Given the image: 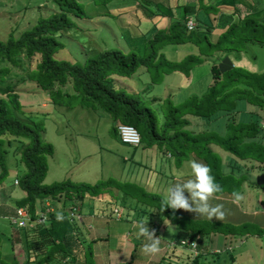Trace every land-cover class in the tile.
I'll return each instance as SVG.
<instances>
[{
  "label": "trees",
  "instance_id": "16d2710c",
  "mask_svg": "<svg viewBox=\"0 0 264 264\" xmlns=\"http://www.w3.org/2000/svg\"><path fill=\"white\" fill-rule=\"evenodd\" d=\"M90 1L104 3L108 0ZM170 1L176 2L171 4ZM239 1L243 3L242 0H224L228 5L222 0L210 3L196 0L195 5L194 2L181 4L178 0H142L138 6L143 10V16L146 14L150 20L149 26L142 32L145 38L143 43L128 51L118 47L105 48L89 55L83 62L54 56L56 50L64 48L59 32L74 27L75 18L90 16L82 0H52L57 10L40 15L33 25L17 36L11 30L5 40L0 39V184L7 173L4 144L10 143L11 138L17 142L15 148L20 147V151L14 148L11 153L20 156L19 160L26 167V171L17 179L18 188L24 192V196L14 201V209L3 213L8 216L16 207L25 206L33 218L45 210L46 201H50L54 208L47 214L45 223L36 227H17L9 237L0 235V264H71L77 260L81 251L77 246L78 234L74 232L76 221L70 222L64 217L63 208L74 199L82 206L86 194L97 196L102 190L113 186L112 179L95 184L69 179L50 184L43 182L48 170L47 156L52 154L53 146L43 138L40 119H30V115H25L24 119L21 117L24 111L19 93L13 84L6 81L15 75L21 76V81H34L42 91L47 92L50 102L54 104H82L92 109L106 110L109 117L118 123L137 128L141 143L168 152L177 164L192 155L204 160L215 182L221 186L215 195L238 193L245 182L257 188V184L248 180V172L242 169L246 165L250 171H264V128L259 119H239L237 105L245 99L258 107L264 106V71H249L229 62L222 70L213 65V81L201 96H191L179 104H174L169 97L150 99V105L162 101L161 121L156 111L140 99L139 94L117 87L111 77L130 76L139 66H143L152 75V81L156 82L163 73L180 71L188 75L194 66L217 53H222L223 58L227 56L233 62L230 58L233 52L248 43L264 44V20H258L249 13L241 17L236 4ZM171 6L175 8L174 15L166 11ZM161 18L165 20L164 25L158 26ZM188 19L194 22L190 30L187 29ZM140 24L137 26L140 27ZM184 43L194 44L196 51L180 61L170 60L160 51L163 45ZM234 55L237 59L238 55ZM13 70L21 72L13 73ZM216 115L226 120L221 131L196 124L190 126L192 116ZM114 131L117 132L116 127ZM219 148L232 156L226 165V172L222 171L224 163ZM258 187L264 192V183ZM261 204L264 206V198ZM160 209L173 210L165 207V203ZM57 213L63 219L58 220ZM191 221H199L196 224L198 227L179 226L185 236L197 242V256L189 253L191 264H202L198 257L203 254V248L206 249V245L203 247L201 243V238L206 235H227L236 230V234H243L241 238L244 239L247 235L264 233L263 227H258L257 232L249 230L251 226H256L252 222L234 225L211 220H205L208 223L204 224V219ZM5 240L11 245L23 241L25 259L14 253L3 255L1 246ZM229 257L232 259V255Z\"/></svg>",
  "mask_w": 264,
  "mask_h": 264
},
{
  "label": "rangeland",
  "instance_id": "374dc122",
  "mask_svg": "<svg viewBox=\"0 0 264 264\" xmlns=\"http://www.w3.org/2000/svg\"><path fill=\"white\" fill-rule=\"evenodd\" d=\"M82 1L90 16L75 18L74 27L62 29L59 32V39L64 43V48L56 50L54 53L56 58L83 62L89 55L105 48L118 47L128 51L141 45L145 40L142 32L146 30L148 25L145 22L150 20L146 14L143 16V10L138 6L142 0H108L104 3H95L90 0ZM180 1L178 0V2ZM186 1L194 2L197 5L196 0ZM207 1L210 3L216 0ZM251 1L255 3V7H264V0ZM175 2L170 1L171 4ZM222 2L228 4L224 0ZM242 2L247 5V8L239 5L238 10H240L241 17L248 13V8L253 9V5L248 6L251 4L249 0H242ZM55 10L57 7L52 0H0V39L5 40L11 30H14L13 34L17 36L22 30L33 25L40 15H48ZM166 11L173 15L176 14L172 6ZM251 16L262 20L264 12ZM139 20H142L140 27L137 26ZM160 51L164 53L166 58L180 61L187 54L195 52L196 46L192 43L166 44L160 48ZM235 53L238 55L237 59ZM218 55V57H222V53ZM231 56L233 62L228 60L227 56L218 61L215 57H207L203 63L194 66L188 75L180 71L163 73L156 82L152 81V75L143 66H139L137 71L130 76L112 75L111 77L117 87L129 93L139 94L140 99L145 100L146 104L150 105V99L153 97L161 99L169 97L174 104H179L186 98L201 96L207 91L213 81L212 68L214 66H219L222 70L226 68L225 65L229 62L230 65L234 63L249 71H264V44L248 43L233 52ZM20 72V70H13V73ZM6 81L13 84L15 91L19 93L24 111L21 117L24 119L26 118L25 115H30V119H40L43 124V138L53 146L52 154L47 156L48 170L43 180L44 183L50 184L69 179L75 182L95 184L107 179L113 180V186L104 189L105 191L102 190L97 196L86 194L82 202L83 210H87L88 207L92 208L91 205L93 204L104 205L102 207H104L103 210L107 215L106 220L113 224L112 234L110 233L108 238L103 240L105 244L104 242L95 244L94 242L90 243L89 240L86 241L83 252L76 263L97 264L96 256L99 255L102 259L109 257L110 264H148L147 258L150 254H146L143 249V245L147 241L144 237L138 236L137 227L134 228L138 222H143L148 230L152 231L153 235L159 239V251L153 256L157 258L158 264H191L188 249L170 246L169 244L172 241L177 242L183 238H188L179 226L183 228L185 226L198 227L196 224L199 221H191L192 219L178 214L174 209L171 211L159 209L155 203L148 201L150 198L146 196L145 191L151 193L152 188L144 187L149 183V179L156 174L155 170H158L154 168L153 161H151V159L154 160V157L151 158L148 155L145 159L144 152L140 158L135 155L134 160H139L140 163L137 166L141 167L144 176L148 177L142 182L137 172L129 171V168L135 166L129 158L133 148L119 141L117 132L114 131L118 121L110 118L106 110L101 108L92 109L82 104L72 106L54 104L50 102L47 92L42 91L34 81L29 79L21 81L19 75L8 78ZM161 102L157 101L150 105L156 111L159 121L162 120ZM237 116L241 120L259 119L264 128V106L258 107L245 99L240 100L237 105ZM190 122L191 127L196 124L203 128L221 131L226 120L217 115L212 117L192 116ZM16 146L17 142L12 138L10 143L4 144L5 150H7L5 157L7 173L2 184H0V235L3 237H9L17 230V227L11 225L9 215L4 213L14 209L16 193L23 195V191L18 188L16 182L26 171V167L21 159L19 160L20 156L11 153ZM15 149L20 151V147ZM219 149L222 151L224 163L222 165L224 170L222 171L226 172L228 170L226 165L230 163L232 156L223 149ZM160 158L162 159L160 170L164 174L160 178L163 181L168 179L166 176L171 173L179 175L183 172H190L189 161L192 159L184 160L180 167L168 159L166 165L168 170V165L171 164L168 171L167 169L164 170L167 158H164L162 154ZM245 166L242 171L248 172V180H252L258 186L264 183V171L261 169L250 171ZM234 172L236 173V171ZM258 186L255 189L254 185L244 183L242 191L247 192L248 200L246 198L242 202L237 201L241 209H245L254 203V196H258L260 191ZM137 200L140 203L144 202V207L139 204L133 211L134 213L127 216L128 208L124 206V201L135 202ZM258 207L261 208V206ZM114 208L123 213L122 219L117 220L115 218ZM94 212H96V208H94ZM205 220L202 223H208ZM133 223L135 224L133 225ZM254 224L256 226H251L249 230L257 232L258 227L264 228L263 221ZM242 236L244 235L236 234V230L227 235L217 233L204 236L201 238V243L203 247L206 245V249L203 248V254H199L198 261H202V264H264V233L247 235L244 239L241 238ZM125 240L128 241L126 248L119 247L121 241L124 242ZM141 241L143 242L141 243ZM4 243L2 245L3 255L14 253L23 260L25 259L23 241L14 243L11 247L9 243H6V240ZM96 250L101 251V253L97 254ZM120 250L124 251L118 253ZM229 255H232V259ZM149 260H153L152 257Z\"/></svg>",
  "mask_w": 264,
  "mask_h": 264
},
{
  "label": "crops",
  "instance_id": "0c3cea01",
  "mask_svg": "<svg viewBox=\"0 0 264 264\" xmlns=\"http://www.w3.org/2000/svg\"><path fill=\"white\" fill-rule=\"evenodd\" d=\"M180 2H181V4H183V3H186L187 1L186 0H182ZM249 2L251 4L248 5V6L253 5V9H249V8L247 9L248 13L250 15H252V14L256 15V14H259V12L260 13L264 12V7H262V6L255 7V5H254L255 3H253L251 0H249ZM237 5H238V7H239V5H242L243 8H247L246 7L247 5H245L244 3H241L240 1L238 2ZM256 19H258V17ZM262 20H264V18ZM139 21L141 22L142 20H139ZM164 21H163V18L159 19L157 25L158 26L159 25H164V23H163ZM149 22L150 21L145 22V23L148 24L147 27L149 26ZM150 26H152V24H150ZM218 54L219 53H217L213 57H215L217 59H221L222 58L221 56L218 58V56H219ZM238 62L240 63L239 60H238ZM129 146L131 148H133V151H132V153H131L129 158L131 159V162L133 163V165H135V166H132L133 168H129V171L132 170V171L137 172L140 175V179H142V182L144 181V179H147L148 177L144 176L143 169H141V167L137 166V165H140V163H139V160H134L135 159V155H137L138 158H140L142 153L144 152L143 156L145 157V159L148 157V155H149V157L151 156V158H152V156L154 157V160L151 159V161H153L154 168L158 169V170H155L156 174L149 179V183L146 184L147 187L145 186L144 188H152V190L151 189L150 190L152 192L155 191V193H152V192L148 193V191H145V193H146V196H148L150 198L148 201L150 203H155L156 207L160 209L162 207L164 201H166L167 188L171 184L176 183V182H180L181 180H183V179L187 178L188 176H190L191 175V173H190L191 171L188 172V173L187 172H183V173H180L179 175H177V174L173 175V173H171V174H169V176H166V177H168V179L165 177L166 179L163 181L162 178H160V176L164 175V174H162L163 172H161V170H160L162 168V163H161L162 159L160 158L161 154L163 155L164 158H167V160H165V164H164L165 169L164 170H166L168 168L166 166L167 163H168V159H171L172 161H174V158L168 152L164 153L161 149H159L156 146L149 147V146H145L144 143H141L138 146H131V145H129ZM189 159L196 160V161L201 162V163L206 165L204 160H202L200 158L198 159L194 155H192ZM174 164L177 167L181 166V164H177L176 162ZM168 166H169V170H170L171 164L169 163ZM142 182H141V184H143ZM245 188H246V186H245ZM238 194L241 196V198L238 199L241 202H242L243 199L245 200L247 198V196H248L247 192H245V191H240V192H238ZM185 195H187V193H185ZM15 196L16 197L14 198V201L17 200V199H20L21 197H23L24 196V192H23V195H20L19 193L18 194L16 193ZM132 197H134V196L132 195ZM254 198H255L254 199V203L251 204L252 206L250 205V206H247V208H245V209L244 208L241 209L239 207V205H238V202H237L238 200L234 197V195H230L228 193H222L220 195L213 194L212 197L209 200V203L211 205H213V206L217 205V204L222 205V211L224 212V216H223L222 219H216L215 217H213L212 219H209L206 216H200L198 214L196 215L194 212H190V211H187V210H184V209H174V210H176L179 214L184 215L188 219H192V220L193 219L194 220H198V219H204L205 220V219H207V220H211V221H220V222L232 223L234 225H238V224L244 223L246 221H251L252 223H257V222L260 223L261 221L264 222V206L261 204V200H262V198H264V192L263 191H259L258 196H254ZM247 200H248V198H247ZM124 203H125L124 206L125 207L127 206V208H128L127 209L128 210L127 216L128 215H132L134 213L133 211L136 209V207L139 206V204L141 205V207H144V205H145L144 202L143 203L141 202L142 203L141 204L139 202V200H137L135 202L124 201ZM155 204H154V206H155ZM65 206H64L63 210H65ZM91 206H92L93 209L88 207L87 210L86 209L83 210V205H82V209L80 211L81 212V219H80L79 222L77 220L76 224L74 225L75 226L74 232H76V234H78L77 235V239H78L77 246H78V248L81 251L80 253L83 252V249H84V246H85L84 244H85L86 241L89 240L90 243L94 242L95 244L104 242L103 240L107 239L108 235L110 233L112 234V231H113V224L109 223V220H106L107 215H106V213L103 210L104 207H102L104 205L102 204V206L101 205L97 206V205L93 204ZM258 206H261V208H259ZM141 207H139L140 210H142ZM94 208H96V212H94ZM144 211H146V210L144 209ZM113 212L115 213V216H116L115 218L117 220L122 219V217H123V213L122 212L121 213L118 212V210L116 208H114ZM10 215L11 214H9V216ZM112 222H114V221H112ZM134 224L135 223H133V225ZM135 227H136V225H134V228ZM114 228H115V225H114ZM115 235H116V233H115ZM127 242L128 241H126V240L124 242L121 241L119 247L123 246L124 248H126ZM142 242L143 241H141V243ZM6 243H9V242H6ZM3 244H5V243L3 242L2 245ZM104 244H105V242H104ZM9 245L11 247L10 243H9ZM2 248L3 247L1 246V250H2ZM99 249H101V248H99ZM2 251H4V250H2ZM96 251H97V254L101 253V251H99V250H96ZM120 251L118 253H122L124 250L121 251V252ZM153 256H154V254H150L149 258H147L148 259L147 263L149 262L148 264H150V263L158 264L157 258H155ZM96 257L98 259L97 262H96L97 264H110L109 257H106L104 259H102L99 255H97ZM151 257H152L153 260H149V259H151ZM78 258H80V255H79ZM71 264H78V263H76V260H75Z\"/></svg>",
  "mask_w": 264,
  "mask_h": 264
},
{
  "label": "clouds",
  "instance_id": "9594fccd",
  "mask_svg": "<svg viewBox=\"0 0 264 264\" xmlns=\"http://www.w3.org/2000/svg\"><path fill=\"white\" fill-rule=\"evenodd\" d=\"M189 167L191 171L190 176L180 182L171 184L167 188L165 207L184 209L194 212L196 215L206 216L209 219L213 217L222 219L224 216L222 205L217 204L213 206L209 203L212 195L221 190V186L215 182L207 165L196 160H191L189 161ZM233 195L237 200L241 198L238 193H234ZM80 207L82 209L81 205ZM56 218L58 220L63 219L59 213H57ZM136 227L138 236L144 237L147 241L143 245L144 252L146 254L158 252L159 239L157 236H154L153 232L149 231L143 222H138Z\"/></svg>",
  "mask_w": 264,
  "mask_h": 264
},
{
  "label": "built area",
  "instance_id": "2783aa9c",
  "mask_svg": "<svg viewBox=\"0 0 264 264\" xmlns=\"http://www.w3.org/2000/svg\"><path fill=\"white\" fill-rule=\"evenodd\" d=\"M194 26L192 19L187 20V29L190 30ZM117 135L120 142L131 145L138 146L141 142L140 134L133 125L118 123L116 125ZM18 181L16 182V184ZM65 210H63L64 217H67L70 222L80 221L81 219V207L77 199L71 200L65 204ZM45 211L40 212L36 217H31L29 210L25 206H18L15 208L14 212L9 216V221L12 225L16 227H36L37 225L45 223L47 220V214L54 211L53 206L50 201L45 202ZM170 246H178L180 248L188 249L190 253L195 257L197 252V242L189 238H183L180 241H172Z\"/></svg>",
  "mask_w": 264,
  "mask_h": 264
}]
</instances>
